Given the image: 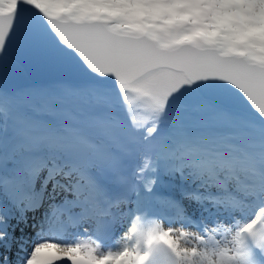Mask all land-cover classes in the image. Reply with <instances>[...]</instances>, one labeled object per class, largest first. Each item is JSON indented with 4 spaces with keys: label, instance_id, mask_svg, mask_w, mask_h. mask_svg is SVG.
<instances>
[{
    "label": "snow or ice",
    "instance_id": "6c2138e0",
    "mask_svg": "<svg viewBox=\"0 0 264 264\" xmlns=\"http://www.w3.org/2000/svg\"><path fill=\"white\" fill-rule=\"evenodd\" d=\"M64 260L264 264V0H0V264Z\"/></svg>",
    "mask_w": 264,
    "mask_h": 264
},
{
    "label": "bare ground",
    "instance_id": "6f19581e",
    "mask_svg": "<svg viewBox=\"0 0 264 264\" xmlns=\"http://www.w3.org/2000/svg\"><path fill=\"white\" fill-rule=\"evenodd\" d=\"M187 203V202H185ZM196 208V205H191L189 206L188 208V211L189 213H191L194 209ZM169 214V213H168ZM170 215H174V213L170 214ZM124 224L126 225L127 224V220L124 221ZM174 226H179V225H174ZM122 229V231H121ZM185 230L187 231H190V232H197L196 230L190 228V227H186ZM123 233H124V229L121 228L119 225H117L114 229V232H113V239H112V243H114L115 241L119 240L121 243H123L124 241L122 240V237H123ZM30 247V245H29Z\"/></svg>",
    "mask_w": 264,
    "mask_h": 264
},
{
    "label": "water",
    "instance_id": "95a60500",
    "mask_svg": "<svg viewBox=\"0 0 264 264\" xmlns=\"http://www.w3.org/2000/svg\"><path fill=\"white\" fill-rule=\"evenodd\" d=\"M22 76H23L28 87L39 88L44 83L38 76H36L30 72H25L22 74Z\"/></svg>",
    "mask_w": 264,
    "mask_h": 264
},
{
    "label": "rangeland",
    "instance_id": "374dc122",
    "mask_svg": "<svg viewBox=\"0 0 264 264\" xmlns=\"http://www.w3.org/2000/svg\"><path fill=\"white\" fill-rule=\"evenodd\" d=\"M18 86L21 88V89H35V87H28L22 74L20 75L19 77V80H18Z\"/></svg>",
    "mask_w": 264,
    "mask_h": 264
}]
</instances>
